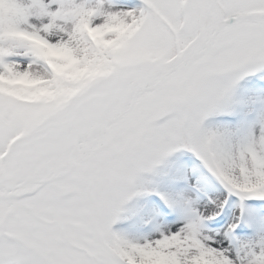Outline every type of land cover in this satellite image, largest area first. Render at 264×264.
Returning a JSON list of instances; mask_svg holds the SVG:
<instances>
[{
	"label": "snow or ice",
	"instance_id": "1",
	"mask_svg": "<svg viewBox=\"0 0 264 264\" xmlns=\"http://www.w3.org/2000/svg\"><path fill=\"white\" fill-rule=\"evenodd\" d=\"M0 264H264V0H0Z\"/></svg>",
	"mask_w": 264,
	"mask_h": 264
}]
</instances>
